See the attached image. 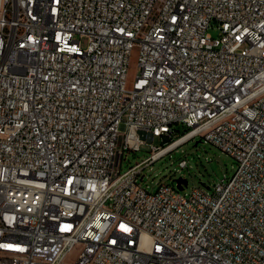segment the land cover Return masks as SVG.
Masks as SVG:
<instances>
[{"label":"built area","instance_id":"1","mask_svg":"<svg viewBox=\"0 0 264 264\" xmlns=\"http://www.w3.org/2000/svg\"><path fill=\"white\" fill-rule=\"evenodd\" d=\"M196 136L232 176L141 186ZM0 264H264V0H0Z\"/></svg>","mask_w":264,"mask_h":264},{"label":"rangeland","instance_id":"2","mask_svg":"<svg viewBox=\"0 0 264 264\" xmlns=\"http://www.w3.org/2000/svg\"><path fill=\"white\" fill-rule=\"evenodd\" d=\"M209 32L214 38L219 36L217 27L211 28ZM87 40L83 39L86 44ZM139 52L135 49L131 55L128 85L139 73L138 66ZM179 135L185 132V128L180 125L176 126ZM198 144L196 145V143ZM152 144L155 146L162 145V138L156 137L152 143L142 145V150L137 152H126L122 165V172H126L130 167L142 162L151 155ZM187 161V167H181L179 162ZM236 160L212 143L206 142L201 136L183 143L171 153L164 155L153 163L148 164L142 169L139 183L142 187L151 192L157 190L158 183H175L177 178H184L188 185L182 191L183 194H190L194 187L214 186L224 176H232L237 170ZM81 246L75 247L67 263L75 261L81 253Z\"/></svg>","mask_w":264,"mask_h":264},{"label":"water","instance_id":"3","mask_svg":"<svg viewBox=\"0 0 264 264\" xmlns=\"http://www.w3.org/2000/svg\"><path fill=\"white\" fill-rule=\"evenodd\" d=\"M163 144H168L169 143V140L167 139H163L162 140ZM198 144V142L196 143V145ZM175 182L177 183V187L179 188V190H183L185 186L188 185V181L182 177L180 178H177L175 180Z\"/></svg>","mask_w":264,"mask_h":264},{"label":"bare ground","instance_id":"4","mask_svg":"<svg viewBox=\"0 0 264 264\" xmlns=\"http://www.w3.org/2000/svg\"><path fill=\"white\" fill-rule=\"evenodd\" d=\"M181 141L175 143L173 146H171V149H174V147H176Z\"/></svg>","mask_w":264,"mask_h":264},{"label":"trees","instance_id":"5","mask_svg":"<svg viewBox=\"0 0 264 264\" xmlns=\"http://www.w3.org/2000/svg\"><path fill=\"white\" fill-rule=\"evenodd\" d=\"M184 133H185V132H184ZM184 133H183V134H184ZM183 134H181V135H183ZM181 135H178V137H180Z\"/></svg>","mask_w":264,"mask_h":264}]
</instances>
